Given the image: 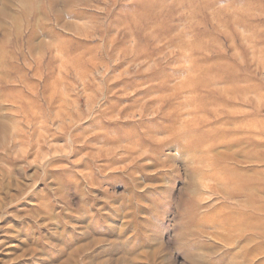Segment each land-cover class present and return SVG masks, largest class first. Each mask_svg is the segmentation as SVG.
<instances>
[{"label": "clouds", "instance_id": "1", "mask_svg": "<svg viewBox=\"0 0 264 264\" xmlns=\"http://www.w3.org/2000/svg\"><path fill=\"white\" fill-rule=\"evenodd\" d=\"M199 7L214 20L227 22L232 15L213 0ZM21 15L36 31L29 32V24L23 43L13 44L8 33L3 40L24 74L3 78L6 85L23 84V91L0 100L11 117L0 133V190L15 188L25 199L41 192L47 197L53 177L91 166L106 183L114 176L136 181L131 210L113 212L112 223L124 231L115 237L123 250L112 264H157L162 255L167 264H264V195L246 184L249 162L234 155L222 117L189 108L174 127L150 129L159 114L145 109L140 74L146 62L134 58L133 48L110 49L105 58L73 69L57 37L76 34L59 22L53 0H0V21L9 33ZM222 35L231 38L227 28ZM228 55L235 73L264 83V48L232 44ZM157 153L167 157L163 167ZM253 178L264 184V173L247 177ZM153 197L160 200L159 214ZM149 226L159 234L152 241L145 238Z\"/></svg>", "mask_w": 264, "mask_h": 264}, {"label": "rangeland", "instance_id": "2", "mask_svg": "<svg viewBox=\"0 0 264 264\" xmlns=\"http://www.w3.org/2000/svg\"><path fill=\"white\" fill-rule=\"evenodd\" d=\"M206 2L53 0L54 9L61 12L59 22L67 23L76 34L57 38L63 42L62 52L73 69L81 62L105 58L110 49L133 48L134 58L146 62L140 74V86L146 85L145 109L159 114L149 128H172L189 108L200 115L211 112L222 117L225 138L236 146L234 155L249 162L246 184L257 196L264 195V184L247 179L264 173V83L235 73L228 55L232 44L240 47L254 43L264 48V0H213L228 6L232 15L227 22L203 15L199 6ZM79 3L110 11L100 13L74 6ZM4 23L0 21V100L23 91V84L3 82L4 77L16 79L24 74L9 58L12 45H3L6 33L12 35L13 44H18L27 39L29 33L24 30L29 24V32L36 31V25L24 15L13 21L11 33ZM225 28L231 38L222 35ZM25 82L30 81L25 78ZM10 119L8 109L0 105V133ZM155 159L163 167L167 157L157 153ZM99 175L91 166H80L75 174L53 177L51 195L46 197L41 192L40 198L25 199L15 188L3 187L0 264H112L117 260L123 246L116 244L115 237L124 228L112 223L113 212L131 210V203L137 199L136 181L123 183L114 176L106 183ZM153 200L159 214L160 200ZM145 233L149 241L159 235L151 226ZM166 259L158 256L157 264H167ZM137 264L144 262L138 260Z\"/></svg>", "mask_w": 264, "mask_h": 264}]
</instances>
